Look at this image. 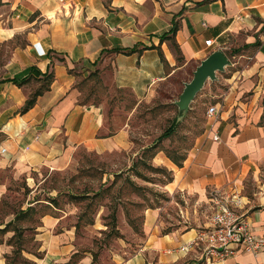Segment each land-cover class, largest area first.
<instances>
[{
	"label": "crops",
	"instance_id": "1",
	"mask_svg": "<svg viewBox=\"0 0 264 264\" xmlns=\"http://www.w3.org/2000/svg\"><path fill=\"white\" fill-rule=\"evenodd\" d=\"M218 50L229 65L190 105L216 106L217 114L206 110L180 161L163 151L153 161L168 170L160 188L183 220L165 219L164 206L146 208L136 249L116 264H264V248L210 263L198 237L211 222L186 226L196 220L190 201L215 211L216 192L236 196L237 213L264 243V0H0V200L13 181L30 185L36 173L65 171L81 151L135 156L158 147L163 133L150 140L147 122L154 105L163 93L175 104ZM33 210L0 225L1 258L17 231L10 227ZM64 219L43 215L45 254L36 264L64 259L68 246L50 244Z\"/></svg>",
	"mask_w": 264,
	"mask_h": 264
},
{
	"label": "rangeland",
	"instance_id": "2",
	"mask_svg": "<svg viewBox=\"0 0 264 264\" xmlns=\"http://www.w3.org/2000/svg\"><path fill=\"white\" fill-rule=\"evenodd\" d=\"M211 83L213 81H208L205 87ZM172 101L170 94L163 93L152 109L153 117L146 120L151 126L150 140L174 128L172 136L160 141L158 147L141 150L135 156L127 153L94 155L81 151L79 159L65 171L36 173L30 185L26 181H13L0 200V225L29 207L34 210L17 223L19 229L10 227L18 232L11 241V250L4 258L0 257V264H36L37 258L44 257L37 227L46 213L65 216L51 232L52 246H68L64 259L57 264H116L119 256L136 249L135 232L141 234L146 208L164 206L170 214L165 219L172 223L183 220L184 215L177 205L169 204L160 188V184L169 180L168 170L155 166L153 161L160 151L180 161L202 131L205 112L210 106L196 104L194 111L189 110L181 116ZM117 174L120 176L115 181ZM73 195L81 198L75 200ZM51 198L56 199L55 207L50 204ZM176 200L181 201L178 197ZM187 205L196 220L190 216L186 226L211 222L212 203L190 201ZM57 207L62 211H55ZM3 237L5 235L0 232V241H4Z\"/></svg>",
	"mask_w": 264,
	"mask_h": 264
},
{
	"label": "built area",
	"instance_id": "3",
	"mask_svg": "<svg viewBox=\"0 0 264 264\" xmlns=\"http://www.w3.org/2000/svg\"><path fill=\"white\" fill-rule=\"evenodd\" d=\"M211 44L212 40L206 41V45L210 46ZM217 112V107L213 106L208 109L207 114L209 117H213ZM216 194L218 193L216 192ZM216 194L211 227L198 237L199 242L206 247L210 263L224 260L237 251L252 254L261 252L264 243L252 233L251 224L246 216L236 211L239 205L237 197Z\"/></svg>",
	"mask_w": 264,
	"mask_h": 264
},
{
	"label": "water",
	"instance_id": "4",
	"mask_svg": "<svg viewBox=\"0 0 264 264\" xmlns=\"http://www.w3.org/2000/svg\"><path fill=\"white\" fill-rule=\"evenodd\" d=\"M229 65V60L221 50L213 52L209 57L203 60L194 73L191 82L185 84L183 93L175 103L181 116H185L190 110V105L196 96L204 89L208 81H216L218 73L224 72Z\"/></svg>",
	"mask_w": 264,
	"mask_h": 264
},
{
	"label": "trees",
	"instance_id": "5",
	"mask_svg": "<svg viewBox=\"0 0 264 264\" xmlns=\"http://www.w3.org/2000/svg\"><path fill=\"white\" fill-rule=\"evenodd\" d=\"M33 104V100H30L29 102H28V104H27V108L28 107H30L31 105ZM174 133V128L172 127V128H169L168 130H166L164 133H163V135L159 138L160 140H164V139H167V138H170L171 136H172V134ZM154 149L155 147H151V148H149V150L150 149ZM171 159H173V161H175V162H178L176 159H174V158H171ZM8 228V227H7ZM16 230V229H15ZM17 232L18 231H16V234H15V236L17 235Z\"/></svg>",
	"mask_w": 264,
	"mask_h": 264
}]
</instances>
